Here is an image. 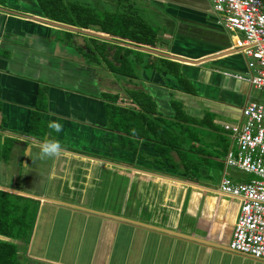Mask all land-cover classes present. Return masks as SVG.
<instances>
[{
	"label": "crops",
	"instance_id": "obj_1",
	"mask_svg": "<svg viewBox=\"0 0 264 264\" xmlns=\"http://www.w3.org/2000/svg\"><path fill=\"white\" fill-rule=\"evenodd\" d=\"M131 3L156 31L153 46L53 21L36 0H0V202L13 205L0 241L20 264H263L227 247L238 200L216 188L226 135L200 131L186 154L196 174L183 178L152 144L111 129L105 109L128 107L127 92L140 90L153 118L174 116L175 100L214 128L234 122L246 100L264 99L234 76L247 74L241 34L215 23L210 0ZM46 140L65 151L38 159Z\"/></svg>",
	"mask_w": 264,
	"mask_h": 264
},
{
	"label": "built area",
	"instance_id": "obj_2",
	"mask_svg": "<svg viewBox=\"0 0 264 264\" xmlns=\"http://www.w3.org/2000/svg\"><path fill=\"white\" fill-rule=\"evenodd\" d=\"M215 23L241 34L238 42L247 74L234 75L264 94V0H210ZM229 146L217 191L238 200L227 247L230 252L264 264V99L246 100L237 120L224 122ZM251 175L233 181L225 169Z\"/></svg>",
	"mask_w": 264,
	"mask_h": 264
},
{
	"label": "trees",
	"instance_id": "obj_3",
	"mask_svg": "<svg viewBox=\"0 0 264 264\" xmlns=\"http://www.w3.org/2000/svg\"><path fill=\"white\" fill-rule=\"evenodd\" d=\"M36 1L43 15L53 21L82 29L94 27L101 33L148 46H153L155 43L156 31L135 14L130 5L123 2L124 0H114L115 5L112 10L103 9L100 11L91 5L86 6V4L68 0ZM161 62L165 66L168 63L169 72L180 80V74L176 70L177 65L175 63L168 60H161ZM122 65L124 66V64ZM183 91L190 94L194 92L191 89ZM127 94L131 99L128 107L109 105L105 108L108 112V125L111 129L123 132L128 137L141 139L144 145L152 144L153 150L160 159L164 158L166 163L175 170V174L177 173L176 175L180 177L192 179L196 174L195 166L189 160L190 156L188 158L186 154L195 148V143L199 141L200 131L204 133V128L220 130V133L225 137L221 127L220 129L214 128L207 120V116L198 119L185 114L178 101L172 100L171 102L175 111L174 116L171 118L160 116L153 118L150 114L153 111L154 102L147 93L140 90H130ZM33 118H37L35 113L30 114V120ZM218 137L222 139L220 136ZM134 149L131 148V151L134 152ZM2 152L0 148V156ZM172 153L177 157V161L172 160ZM157 162L164 164L161 160H157ZM189 165L193 167H191L192 171L189 170ZM180 168L184 170L185 176L176 172ZM7 212L8 210L3 206L0 207V234L4 236L11 235L13 228L12 223L8 224L5 221L6 218H3ZM13 234H17V232L15 231ZM14 250V246L0 241V264H20L15 258Z\"/></svg>",
	"mask_w": 264,
	"mask_h": 264
},
{
	"label": "clouds",
	"instance_id": "obj_4",
	"mask_svg": "<svg viewBox=\"0 0 264 264\" xmlns=\"http://www.w3.org/2000/svg\"><path fill=\"white\" fill-rule=\"evenodd\" d=\"M47 127L50 131L60 133L63 130V125L57 121H49ZM37 158L44 160L46 158L59 157L64 151L63 145L58 140H46L39 145Z\"/></svg>",
	"mask_w": 264,
	"mask_h": 264
},
{
	"label": "rangeland",
	"instance_id": "obj_5",
	"mask_svg": "<svg viewBox=\"0 0 264 264\" xmlns=\"http://www.w3.org/2000/svg\"><path fill=\"white\" fill-rule=\"evenodd\" d=\"M68 1H74V2H79L80 4H86V6H88V5H91V6H93L95 9H97V10H103V9H107V10H112L113 8H114V5H115V3H114V0H68ZM125 4H132L131 2H133L134 3V0H124L123 1ZM123 4V3H122ZM141 18H142V15H141ZM223 121H227V120H225V119H223ZM170 168V167H169ZM171 170V169H170ZM189 170L190 171H192L193 169L190 167L189 168ZM182 171H184V170H182V169H179V170H177L176 172H179V174H182L181 172ZM229 171H230V168L228 169V173H229ZM174 172H175V170H174ZM243 174V173H242ZM241 174V175H242ZM246 177H250L251 175H248V174H244ZM243 175V176H244ZM0 198H1V196H0ZM1 206H3L6 210H8V211H10L11 210V206H13V205H11V204H9V205H7V204H5V203H1V205H0V207ZM5 216H7V217H9V215H8V212H7V214H5Z\"/></svg>",
	"mask_w": 264,
	"mask_h": 264
},
{
	"label": "water",
	"instance_id": "obj_6",
	"mask_svg": "<svg viewBox=\"0 0 264 264\" xmlns=\"http://www.w3.org/2000/svg\"><path fill=\"white\" fill-rule=\"evenodd\" d=\"M65 28H68V29H75V28H72V27H69V26H64ZM76 30V29H75ZM141 50H143V51H146V52H150V53H154V54H158V55H160V56H164V57H168V58H171V57H173V56H171V55H169V54H166V53H162V52H159V51H155V50H152V49H149V48H144V47H142V48H140ZM173 58H175V57H173Z\"/></svg>",
	"mask_w": 264,
	"mask_h": 264
}]
</instances>
